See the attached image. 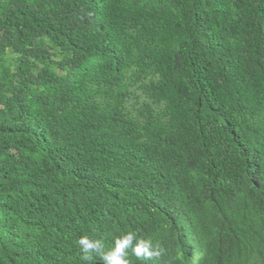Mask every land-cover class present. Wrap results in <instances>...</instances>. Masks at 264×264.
I'll use <instances>...</instances> for the list:
<instances>
[{"label":"trees","instance_id":"1","mask_svg":"<svg viewBox=\"0 0 264 264\" xmlns=\"http://www.w3.org/2000/svg\"><path fill=\"white\" fill-rule=\"evenodd\" d=\"M127 231L264 264V0H0V264Z\"/></svg>","mask_w":264,"mask_h":264},{"label":"clouds","instance_id":"2","mask_svg":"<svg viewBox=\"0 0 264 264\" xmlns=\"http://www.w3.org/2000/svg\"><path fill=\"white\" fill-rule=\"evenodd\" d=\"M76 245L81 264H94L96 260L100 264H130V254L141 261L151 260L159 254L150 239L140 237L135 231L120 233L110 246L99 237L82 234Z\"/></svg>","mask_w":264,"mask_h":264}]
</instances>
